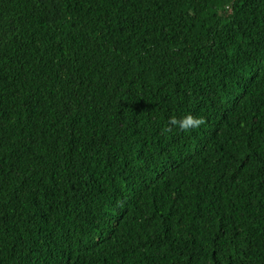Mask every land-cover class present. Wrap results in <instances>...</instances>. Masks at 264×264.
<instances>
[{
	"label": "trees",
	"instance_id": "trees-1",
	"mask_svg": "<svg viewBox=\"0 0 264 264\" xmlns=\"http://www.w3.org/2000/svg\"><path fill=\"white\" fill-rule=\"evenodd\" d=\"M0 264H264V0H0Z\"/></svg>",
	"mask_w": 264,
	"mask_h": 264
},
{
	"label": "clouds",
	"instance_id": "clouds-1",
	"mask_svg": "<svg viewBox=\"0 0 264 264\" xmlns=\"http://www.w3.org/2000/svg\"><path fill=\"white\" fill-rule=\"evenodd\" d=\"M204 123L202 117H197L191 113L185 114L179 118L175 116H170L165 128V131H172L173 129H178L181 131H190L192 129L198 128Z\"/></svg>",
	"mask_w": 264,
	"mask_h": 264
}]
</instances>
